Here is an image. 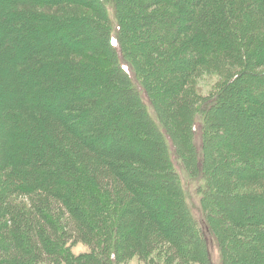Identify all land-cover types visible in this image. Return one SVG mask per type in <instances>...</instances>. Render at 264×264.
I'll use <instances>...</instances> for the list:
<instances>
[{
	"label": "trees",
	"instance_id": "1",
	"mask_svg": "<svg viewBox=\"0 0 264 264\" xmlns=\"http://www.w3.org/2000/svg\"><path fill=\"white\" fill-rule=\"evenodd\" d=\"M88 2L0 0V24L6 34L4 38L0 36V48L20 49L6 55L0 69V173L10 175L0 193V203L6 204L0 212V264H54L56 261L59 264L70 253L67 243L74 241V245L84 243L91 247L105 230L109 244L104 249L109 252L111 264L118 261L123 264L133 254L144 260L154 252L178 264L209 260L213 249L190 210L185 217L193 223L187 220L186 225L176 217L172 220L171 206L177 202L167 197L164 203L161 199L167 187L164 173L173 171L177 180L176 166L181 159L170 131L156 127L161 124L157 98L142 83L137 68L127 60L122 25H117L109 34L104 47L116 58L113 63L116 72L123 74L132 86L146 124L126 118L124 108L130 102L123 99L125 91L118 90L114 96L108 90L113 89L117 77L104 69L100 58H95L101 53L99 47L105 37L97 21H63L56 16L59 13L53 15L41 10L62 6L86 8L91 5ZM227 4L233 5L234 18L230 11L227 14ZM108 7L105 5L107 15ZM129 8L132 14L141 15V22L146 20L139 26L145 29L148 38L152 36L150 42L144 43L148 44V58H152L151 54L166 57L160 60L162 65L157 71L172 106L184 90L182 80L220 52L225 53L226 61L231 64L241 54L251 51L256 56L246 65L253 62L255 69L264 67V0H131ZM123 26L124 29L126 23ZM233 31L238 36L236 39L216 38ZM154 43L160 44V48L152 47ZM28 44L32 48L26 51ZM162 46L166 54L160 55ZM174 46L178 54L169 53ZM263 78L260 76L252 89L253 93L259 91L256 98L262 102ZM86 81L90 85L84 88ZM93 83L104 91L93 89ZM223 93L226 94V89L216 98L206 100L201 114L193 121L192 131L201 137L202 144L205 139L209 140L203 120L205 113L219 105ZM242 95L246 94L240 90L238 97L242 99ZM152 129L169 152L164 172L159 161H155L158 159L153 154L154 147L144 138ZM138 133L142 137H134ZM254 137L264 139V131H258ZM248 158L249 153L243 155L244 160ZM260 162L264 165V158L257 165L246 163L240 167L247 178L242 180L255 190L262 187L258 183L261 177L256 176L258 172L264 174V167H258ZM27 171L35 182H15L12 175L17 176L18 172L24 175ZM174 187L177 196H181L179 183L175 181ZM96 192L114 197L117 209L121 210H110L108 201L101 199L90 203L92 209L102 207L101 214L88 212L81 196L84 194L87 203L85 194ZM263 200L264 193L255 198L264 205ZM113 211L118 214L113 215ZM238 212L241 217L228 220L234 227L260 229L264 233V206L258 211ZM93 217L102 230L94 227ZM208 224L211 231L210 221ZM119 227L125 231L119 233L120 240L112 242L114 234L110 228L113 231ZM63 237L66 240L61 241ZM260 244L264 246V242ZM219 249L222 254V246ZM31 252L34 253L31 255Z\"/></svg>",
	"mask_w": 264,
	"mask_h": 264
},
{
	"label": "rangeland",
	"instance_id": "2",
	"mask_svg": "<svg viewBox=\"0 0 264 264\" xmlns=\"http://www.w3.org/2000/svg\"><path fill=\"white\" fill-rule=\"evenodd\" d=\"M88 3H91V5L86 8L62 6L56 9L41 8V10L53 15L59 13L56 16L63 18V21H82L84 19L97 21L96 23L103 28L105 37L104 39L102 38L103 42H101L102 44L99 47L101 53L95 58H100L104 69H109L117 77L114 79L116 84H114L113 89L108 90L110 93L114 92V94L118 90L125 91L126 93L122 94L123 99L125 102H130L129 106L124 108L126 118L136 123L146 124L141 115L142 113L139 112L138 100L135 99L136 97L131 91L132 86L124 78L123 74L119 75L116 72V68H114L116 58L114 54H110L109 49L106 51L104 47V42L108 41L109 34L116 30L117 25H122L123 33L121 32V38L127 60L131 61L137 68L142 83L146 84L154 94L155 99L157 98L156 107L160 115L161 124H157L156 127L157 129L166 127L170 131L172 139H174L178 148V156L181 159L176 166L178 171L177 180H175L173 171L168 170L169 172L164 173L163 181L166 182L165 185L167 187L161 199L164 203L165 198L177 202L176 205L172 203L171 206L173 211L172 220L176 217V220L184 221L187 225V220L189 219L187 215L185 217V214H188L187 211L190 210L193 220L199 224V227L201 226L202 231L206 234L208 244L210 243V248L213 249L212 257L209 260L198 259L199 261H189L185 264H264V246L260 244L264 242V233L260 232V229L252 230L251 228L234 227L228 221L231 218L241 217L238 211H243V209L258 211L264 206L263 202L255 201L258 194L264 193V174L258 172L256 175L261 177L258 183L262 187L260 190H255V187H249L242 180L247 178L246 174L241 172L240 169L246 163L254 165L261 158H264V139L254 137L258 136V131H264V102L256 98V95H259V91L253 93L252 90L258 84L257 81L260 76H264V67L255 69L253 62L250 66L246 65V62L250 61L251 63L252 56L256 55L252 54L251 51H247L245 55L241 54L231 64L226 61L224 52L214 55L211 60L206 59L203 67L190 77L182 80L185 83L184 90L177 99L176 104L172 106L165 96L163 89L165 85L161 80V74L157 71L158 66L162 65L159 63L161 62L160 60L166 57L160 58V56L151 54L152 58H148L146 50L148 48L146 45L148 44L145 45L144 43L148 42V40L150 42L152 36L148 38L145 29L139 26L146 20L141 22V15L132 14L131 8H129L131 0H117V3L116 0H89ZM119 4L122 5L120 8ZM105 5L106 8L109 6L110 16H108L109 13L107 15ZM226 7L227 14L229 15L230 11L231 18H234L236 13H233V5L227 4ZM125 23L126 26L123 29ZM92 24H95V22H92ZM242 29L246 33L245 27H242ZM233 32L235 34L230 32V35L227 34L228 36L225 33L218 36L210 33V36L236 39L238 36L236 37V32ZM5 35L2 24H0V36L4 38ZM113 35L116 34L113 33ZM26 47V51L32 48L31 44ZM152 47L160 48V44L154 43ZM162 47L163 49L159 50L160 55L166 54L165 47ZM18 50L20 49L15 46L6 47L5 49L0 48V69L3 66L2 62H6L4 61L6 55ZM171 52L172 54H178L177 46H174V49L171 48L169 53ZM166 61H169V59ZM23 75L25 74L23 73ZM237 75L238 77L236 78ZM88 85H90V82L86 81L82 87L86 88ZM92 85L93 89H104L99 87V84L93 83ZM223 89H226V94H221L222 98L218 100L219 105L213 106L212 109L207 110L205 113L203 120L207 124V127L205 126L206 138H209V140L205 139L206 142L202 144L201 137L192 131L193 121L201 114L204 102L208 99L216 98ZM240 90L246 94L242 95V99L238 97ZM103 91L101 90L100 92ZM1 95L0 93V99ZM117 95L115 94L114 96ZM238 130L243 132L241 137L240 134L242 132L238 134ZM1 135L2 133H0ZM138 136L142 137L139 133L134 137ZM144 138L147 139L146 142L149 146L154 147L152 148L154 150L153 154L158 159L155 161H159L164 172L167 166L165 160H168V149H164L162 140H160L153 129L152 133L150 135L146 134ZM164 142L168 145L166 140ZM246 153H249L250 158H253H248V161L244 160L243 155ZM252 159L254 161L249 162ZM258 167L260 166L258 165ZM28 172L24 175L18 172L17 176L12 175V177L17 183L32 184L35 180H32ZM27 174L29 177H27ZM8 176L10 175L2 176L0 173V193L3 191L4 181ZM175 181L180 185L181 196H177V191L174 187ZM257 190L259 191L258 193H256ZM111 194L113 193L111 192ZM85 195H87V203L84 199V194L81 197L85 202V206H87L86 210L90 213L101 214L102 207L98 209L90 207V203H95V200L101 199L108 201L109 205L107 206L110 210H121V208L117 209L118 206L114 197L109 198L100 192ZM5 205L0 203V212L5 210ZM112 214L117 215L118 213L113 211ZM59 216L62 218V214L59 213ZM209 221L211 231H208ZM91 222L96 229L100 228L95 217H93ZM105 231L99 233L100 240L97 239V242L91 247L84 243L74 245V241L67 243L66 247L71 248L70 253L59 260V264H111L108 261L109 252L104 249L109 244ZM124 231L125 228L122 227L113 231L110 228V233L114 234L112 242H117L119 233H124ZM64 240H66L65 237L61 239V241ZM221 246L223 256L220 254L219 247ZM33 253L31 252V255ZM144 254L147 253L144 252ZM141 257L139 258L138 255L133 254L126 258L123 264H178L166 259V256L160 252L146 255L144 260ZM118 258L120 257L118 256ZM54 264H57V261ZM117 264H120V261Z\"/></svg>",
	"mask_w": 264,
	"mask_h": 264
},
{
	"label": "bare ground",
	"instance_id": "3",
	"mask_svg": "<svg viewBox=\"0 0 264 264\" xmlns=\"http://www.w3.org/2000/svg\"><path fill=\"white\" fill-rule=\"evenodd\" d=\"M259 166H260L261 168H263V167H264V165H261V164H260Z\"/></svg>",
	"mask_w": 264,
	"mask_h": 264
}]
</instances>
